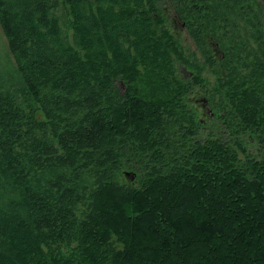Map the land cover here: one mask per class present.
Wrapping results in <instances>:
<instances>
[{
	"label": "trees",
	"instance_id": "trees-1",
	"mask_svg": "<svg viewBox=\"0 0 264 264\" xmlns=\"http://www.w3.org/2000/svg\"><path fill=\"white\" fill-rule=\"evenodd\" d=\"M0 26V264H264V0H0Z\"/></svg>",
	"mask_w": 264,
	"mask_h": 264
},
{
	"label": "rangeland",
	"instance_id": "rangeland-1",
	"mask_svg": "<svg viewBox=\"0 0 264 264\" xmlns=\"http://www.w3.org/2000/svg\"><path fill=\"white\" fill-rule=\"evenodd\" d=\"M165 16L169 20V28L171 29V32L179 39L183 47L188 50H194V45L192 41L190 40L189 36L185 33V30L180 25L177 18L174 17L173 13L170 11L165 12ZM3 61H6L9 64L14 63L13 57L9 54L7 49V41L3 34V31L0 26V62L4 63ZM197 99H201L200 96H197ZM140 255V253H138Z\"/></svg>",
	"mask_w": 264,
	"mask_h": 264
}]
</instances>
